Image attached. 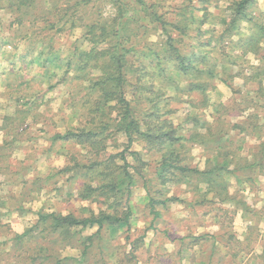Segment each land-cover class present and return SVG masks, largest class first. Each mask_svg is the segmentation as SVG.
<instances>
[{
	"label": "rangeland",
	"instance_id": "obj_1",
	"mask_svg": "<svg viewBox=\"0 0 264 264\" xmlns=\"http://www.w3.org/2000/svg\"><path fill=\"white\" fill-rule=\"evenodd\" d=\"M180 1L165 0L152 15L154 8H138L134 0H43L41 5L38 0L30 12L32 23L23 18L19 25L10 24L16 14L0 3V147L10 143L7 153L0 155V264H55L56 257L77 256L81 239L96 229L73 230L67 239L37 229L30 238L13 240L36 222L37 211L81 216L106 209L118 215L129 209V221L102 229L86 264H264V168L260 172L253 165L261 160L258 151L264 145V102L254 98L256 84L251 76L252 68L264 63V0H254L246 11L252 18L238 21L231 30L227 23L232 0H191L192 6ZM180 8L193 12L199 22L189 25V20L178 16L183 12ZM94 20L126 27L129 51L122 71L128 84L123 97L134 110L135 124L149 121L146 112H153L156 104L159 121L173 124L176 141L189 146V164L203 170L216 146L196 142L190 134L206 129L204 124L194 125L196 120L210 125L219 117L215 125L223 131L218 140L224 155L219 161L229 162L223 178L235 200L221 202L207 192L200 204L201 192L184 180L161 183L155 174L161 147L141 138H134L125 153L132 182L110 198L89 192L96 188L95 161L118 154L127 143L116 124L119 98L109 100V106L98 103L101 111L88 124L87 111L96 107L98 101L92 97L97 91L90 94L87 81L74 75L91 47L84 27ZM176 20L179 28L186 23L189 29L182 33ZM257 33L256 54L237 48V39ZM198 52L207 54L215 72L204 91H187L189 78L176 69V56ZM70 60L68 75L58 82ZM89 72L100 75L99 68ZM9 85L18 93L26 89L27 98L7 94ZM24 102L31 103L26 109L33 116L27 113L19 125ZM223 106L226 111L220 110ZM79 127L96 134L65 141L51 138ZM113 158L122 164L118 156ZM74 163L81 167L72 177L66 167ZM49 173L53 176L46 178ZM181 178L190 182L192 176ZM192 183H197L196 175ZM236 200L245 201L248 208Z\"/></svg>",
	"mask_w": 264,
	"mask_h": 264
},
{
	"label": "trees",
	"instance_id": "obj_2",
	"mask_svg": "<svg viewBox=\"0 0 264 264\" xmlns=\"http://www.w3.org/2000/svg\"><path fill=\"white\" fill-rule=\"evenodd\" d=\"M38 0H0V3H4V8L6 10L13 11L16 14L15 19L11 21L10 24H22L23 18H26V21L32 23L31 18V10H34L36 8ZM41 1L39 5H41ZM50 1V0H49ZM136 1V4H138V8H143L145 5L151 6L154 8V12L152 11V15H154L156 7L159 6L161 3H163L165 0H134ZM254 0H232L230 3V20L227 23L228 30H231L233 28V25L237 23L240 20L243 19H251L252 17L249 16V14L246 12L248 7L253 3ZM181 3L187 4L188 6H192L191 0H181ZM66 1L64 3H61V6L65 5ZM49 5L50 2H49ZM183 12L179 13L178 16L182 17L185 20H189V25L194 23L195 21L199 22L196 15L193 14V12L188 13L186 9L180 8ZM38 9V14H41ZM119 11V9H118ZM135 12H138V10H134ZM205 9L202 11V17H200V20L203 21L205 19ZM152 18V17H151ZM160 20H162V25L164 28V31L166 32V23L165 21L160 17ZM107 22H96L90 21L85 27V35L87 36L88 40L91 42V47L89 50L83 55L85 57V60L83 59V56H80L83 60L79 61L82 63V66L78 67L76 70L79 71V73L76 72L74 74L77 78L76 80H82L87 81V88L89 89V93L92 94V91L90 90H96L97 96L92 97V100H97L96 107H93L90 110L87 111V117H88V124H93L94 119L96 117V112L101 111L102 106L98 103H102V105L109 106L108 101L114 99L115 97H118L119 100H115L116 102H120L121 106L119 107L118 114L120 116L119 121H116L117 126H120L119 129L124 133L126 136V147L119 151L118 154H111L107 155L106 158L101 159L104 161H95L97 164V169L93 170L92 173H96V176L94 177L95 180V186L96 188H92L89 190V192L92 191H98V194H101L105 196L106 198H110L117 193H121V190L123 189L125 184H130L132 182V178L129 174V171H127V157L125 153L128 150V147H130L131 143L133 142L134 138L136 139H143L147 143L156 144L161 147L160 153H159V159L157 162L155 174L157 179L161 182H167L171 181L173 178H177V181H182L187 185L192 186L194 189L197 188L199 192H201V199H198V202L202 204L205 199L204 196L207 192H212L214 195V198L216 200H219L221 202L225 200H235V194H229L226 187V181L223 178V175L226 172H229L228 164L229 162L226 161H219L220 157H223L221 151V144L219 142V136L222 135L223 131L222 128L219 127V117L216 119H213L211 121V124H208V121H203L201 123L200 120H196L194 122V125H206V129L203 133H196L193 132L190 134V138L193 140H196V142L199 143H207V142H213L215 144L216 153H214L211 158H208L206 160V168L203 170H200L194 166H191L188 162L187 154L189 146L185 145V143L181 141H176V130L171 123H167L166 121H159L158 116V110L157 105H152L153 112L147 111L146 117L149 118V121H144V123L137 125L135 124V118H134V110L130 106V101L124 99V91H125V84H128L125 81V74L123 73V69H126V53L129 51L128 46L125 44V40H127L126 37V27L125 25H115L112 21L110 25L106 24ZM179 23L178 20H176V26ZM178 27V26H177ZM179 28V27H178ZM262 26L259 25V29H261ZM182 33H184L187 29H189L185 23L182 28H179ZM227 32V31H226ZM228 33V32H227ZM170 37H168L169 39ZM253 41V42H252ZM258 41V33L256 35H247L241 39H237L236 42L237 48H240L243 53H246L248 51L256 54V50L258 49L256 43ZM107 44L106 47L98 48V45ZM249 45V46H247ZM236 46V44L234 45ZM1 47V44H0ZM233 50V48H232ZM175 53L176 50H175ZM23 56V55H22ZM20 57V56H19ZM177 67L176 69L179 71H182L186 77L189 78V84L187 85V91L192 90H201L204 91L207 87V84L209 83L207 80L212 79V75L215 72L214 66L209 65L207 63L208 58L207 54L198 52L190 53L189 55H178L177 54ZM157 59V57H156ZM102 60V61H101ZM157 65H159V62H157ZM71 68V60L66 62L65 70L63 71V74L61 77H59L58 82H61L67 75H68V69ZM93 68H99L100 69V75L98 77H94L89 72ZM87 70V72L81 75V71ZM251 73L255 74L252 76V81L256 84V89L253 90V96L254 98L257 97L259 99H262L264 102V63H260L258 66H255L252 68ZM83 77H81L80 75ZM204 76V78L202 77ZM250 78V75H249ZM251 80V79H250ZM225 81V80H224ZM20 84V83H19ZM83 84V83H82ZM51 87L53 85H50ZM25 89V88H24ZM5 92L9 95L15 93L20 95V98H27V90L24 91L21 90L20 93H18L17 88H14L13 86L6 87ZM134 94H137L134 92ZM157 97V93L155 96L152 94L151 97H148V100L153 99ZM91 98V97H89ZM96 98V99H95ZM95 102V101H94ZM27 104L31 105L30 102ZM27 104L22 105L19 110H22L24 108V115L21 117L20 124H23V120L26 117L27 113H30L31 116H33V112L31 113L29 107L26 109ZM264 105V103H263ZM213 110L215 112L219 111V108L217 106H213ZM226 111L227 108L225 106L222 107V109ZM22 112V111H20ZM33 118V117H32ZM15 122V119H14ZM101 122V121H100ZM86 123V124H87ZM8 124H10V121H8ZM14 124H17L16 122ZM104 125L102 122L99 126ZM215 125V126H213ZM116 127V126H115ZM213 127L215 128V132H213ZM79 127L77 129H68L66 133H54L51 138L53 140H68L70 137H87L88 135H91L90 137L94 136L96 133L93 132L92 134H88L87 131ZM200 136L201 138H198ZM80 138V139H81ZM204 138V139H203ZM178 142V143H176ZM9 142H3L0 147V155L5 154L6 149L9 146ZM104 148V146H101ZM5 148V149H4ZM262 149L258 151V154L260 155L261 160H256L254 166L258 167V170L260 172L261 169L264 168V145L261 147ZM4 150V151H3ZM211 150V149H210ZM134 155H138L139 152L132 151ZM115 156H118L120 160L122 161L121 165H117L114 162ZM103 158V157H102ZM253 163V162H252ZM248 163V164H252ZM69 165V164H68ZM94 166V164L92 163ZM81 167L78 165V163H74L73 165H69L66 167V170L68 172L72 173V177L77 175L80 171L78 168ZM247 165L244 166L246 168ZM233 174H235V168L231 170ZM191 174L192 179L196 175L197 176V183H192V179L190 182H188L186 179H183L181 177H185V175ZM53 173H49V175L46 176L52 177ZM125 179L128 180V182L125 181ZM186 180V181H185ZM202 181L206 185L203 188L198 187V182ZM145 187V182H143ZM89 186H87L88 189ZM154 199L150 198V202H153ZM238 204L243 206L242 208L247 209L248 204L245 201L242 200H236ZM164 204V201L161 202ZM158 213H156L157 215ZM129 215L130 210H126L121 215H118L115 211H110L108 209L106 210H100L97 213L90 212L86 215L82 213L81 216H76L72 213L67 214H59L55 212H43V211H37V219L36 222L33 223L30 227L25 229L20 234H17L15 237H13V240H20L23 237H31V234L36 231L37 229H40V231L47 232L49 235L56 234V239H67L70 236L73 235V230H79L80 232L85 229H91L96 228L95 231L92 234L84 235V237L81 239L82 241V248L79 249L77 256H64L60 258H55V264H76L83 263L86 264L89 262V255L91 253V248L95 245V242L99 240L100 233L102 229H108L112 228L115 225H119L121 223H128L129 221ZM78 245V242H77ZM79 248V247H78ZM101 255V253H99Z\"/></svg>",
	"mask_w": 264,
	"mask_h": 264
},
{
	"label": "crops",
	"instance_id": "obj_3",
	"mask_svg": "<svg viewBox=\"0 0 264 264\" xmlns=\"http://www.w3.org/2000/svg\"><path fill=\"white\" fill-rule=\"evenodd\" d=\"M202 252H204V250H202Z\"/></svg>",
	"mask_w": 264,
	"mask_h": 264
}]
</instances>
